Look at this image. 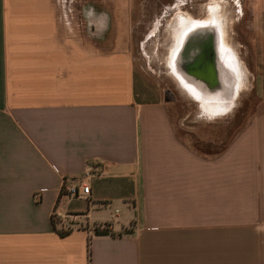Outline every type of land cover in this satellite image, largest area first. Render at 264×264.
Segmentation results:
<instances>
[{
	"label": "crops",
	"instance_id": "0c3cea01",
	"mask_svg": "<svg viewBox=\"0 0 264 264\" xmlns=\"http://www.w3.org/2000/svg\"><path fill=\"white\" fill-rule=\"evenodd\" d=\"M186 6L0 0V264H264V249L220 247L264 223V109L237 132L218 120L241 65L219 4ZM161 32L173 88L146 67ZM89 170L63 221L62 182Z\"/></svg>",
	"mask_w": 264,
	"mask_h": 264
},
{
	"label": "rangeland",
	"instance_id": "374dc122",
	"mask_svg": "<svg viewBox=\"0 0 264 264\" xmlns=\"http://www.w3.org/2000/svg\"><path fill=\"white\" fill-rule=\"evenodd\" d=\"M180 1L184 2L185 0ZM219 1L220 2L218 3L217 0H186V9L189 11L188 7L193 9L196 7L204 8L205 3L208 6L219 4L224 31L226 30L224 36L225 44L230 47L231 54L238 59L239 64H242V68L245 69L241 68V74L243 73L241 81L242 90L238 98L235 100L234 111L225 115H219L218 120H234L236 124L235 132H237L244 122L258 114L261 105L264 109V17L263 14L259 15V12L254 11L252 8L256 6L257 9V0ZM201 4H203V6ZM157 35L160 38L157 47L153 48L151 43H148L145 46L144 52L150 58V63L148 66L146 65V67L151 69L155 75L157 74L156 77L158 76V78L161 79L165 77V81L167 80L166 82H168L169 80L166 79L165 76L167 73L165 62L166 60H169L171 55L173 40L169 39V34L163 32L158 33ZM229 38L230 40H228ZM134 51V53L140 52V50H137V52L136 50ZM169 83L170 87L173 88L172 80H170ZM187 136L189 143L193 144V140L195 139L189 135ZM83 200L82 197L69 198L67 195L64 196L60 204L62 212L57 211V215L61 216L63 221L75 217L67 214V210H64V206L71 202L68 209L82 208L84 207ZM220 247H233L235 249H264V223H258L249 231L237 234L236 240L232 243L222 242L221 244L220 242Z\"/></svg>",
	"mask_w": 264,
	"mask_h": 264
},
{
	"label": "built area",
	"instance_id": "2783aa9c",
	"mask_svg": "<svg viewBox=\"0 0 264 264\" xmlns=\"http://www.w3.org/2000/svg\"><path fill=\"white\" fill-rule=\"evenodd\" d=\"M94 173L89 170L82 177L76 178L74 184H67L64 180L62 182V190L69 198H78L81 196H88L90 194L89 181Z\"/></svg>",
	"mask_w": 264,
	"mask_h": 264
},
{
	"label": "bare ground",
	"instance_id": "6f19581e",
	"mask_svg": "<svg viewBox=\"0 0 264 264\" xmlns=\"http://www.w3.org/2000/svg\"><path fill=\"white\" fill-rule=\"evenodd\" d=\"M228 3V2H227ZM226 7V6H225ZM230 12V11H229ZM231 14V13H230ZM197 15H199V14H197ZM224 17V16H223ZM231 19V18H230ZM177 20V19H176ZM225 20V19H224ZM233 21V20H232ZM235 21V20H234ZM177 23V22H176ZM235 26V25H234ZM176 28V27H175ZM233 28V27H232ZM174 29V28H173ZM174 30H176V29H174ZM224 30V29H223ZM232 30V29H231ZM226 31V30H225ZM233 32V31H232ZM231 32V33H232ZM174 33V32H173ZM225 35V34H224ZM227 35V34H226ZM228 40H230V38L228 39ZM234 45V44H233ZM237 45V44H236ZM236 49V48H235ZM220 53H221V55H225V57H223L224 59H226L227 60V62H229V64H234V59H232V57H230V55H229V51H228V49L224 46V45H221V49H220ZM178 58V55H176L175 56V58H174V60H176ZM223 59V60H224ZM174 60H173V63H176V61L174 62ZM163 65V64H162ZM240 65H242V64H240ZM174 67H176L175 65H174ZM234 67V66H233ZM173 68V67H172ZM241 68H242V66H241ZM242 69H245V68H242ZM167 70V69H166ZM176 70H177V68H176ZM242 72V71H241ZM177 73V72H176ZM247 73V72H246ZM243 74V73H242ZM157 75V74H156ZM169 75V74H168ZM166 76V75H165ZM167 77V76H166ZM244 77V76H243ZM236 77H235V81H236ZM238 79H239V77H238ZM241 82V81H240ZM236 86H235V90L237 89V86H238V84H237V81H236V84H235ZM187 86L190 88V90H191V92L195 95V97L197 98V99H199L200 101H202L203 103H205V99L203 98V96H202V94L200 93V91L197 89V88H195L194 87V83H192V81H189V82H187ZM250 88V87H249ZM184 94V93H183ZM179 96H182V95H179ZM184 98H186V97H184ZM236 98V97H235ZM183 99V98H182ZM190 98H188V100H189ZM184 102V101H183ZM230 103V102H229ZM228 106H230V105H228ZM228 106H227V108H228ZM233 106V105H232ZM203 107V106H202ZM198 108V107H197ZM204 108V107H203ZM206 108V107H205ZM225 108V107H224ZM219 110H222V108L220 107V109ZM225 111H226V109H225ZM220 112V111H219ZM213 113V112H212ZM225 115V114H224ZM214 117H216L215 115H214ZM201 118V117H200ZM212 119V118H211Z\"/></svg>",
	"mask_w": 264,
	"mask_h": 264
},
{
	"label": "trees",
	"instance_id": "16d2710c",
	"mask_svg": "<svg viewBox=\"0 0 264 264\" xmlns=\"http://www.w3.org/2000/svg\"><path fill=\"white\" fill-rule=\"evenodd\" d=\"M95 234L96 235H106V232H104V231H101V232L100 231H96Z\"/></svg>",
	"mask_w": 264,
	"mask_h": 264
},
{
	"label": "flooded vegetation",
	"instance_id": "af4514ba",
	"mask_svg": "<svg viewBox=\"0 0 264 264\" xmlns=\"http://www.w3.org/2000/svg\"><path fill=\"white\" fill-rule=\"evenodd\" d=\"M225 57V56H224ZM225 61H227L226 59H224ZM229 63V62H228ZM174 70L176 71V67H174ZM192 83H193V81H192Z\"/></svg>",
	"mask_w": 264,
	"mask_h": 264
}]
</instances>
